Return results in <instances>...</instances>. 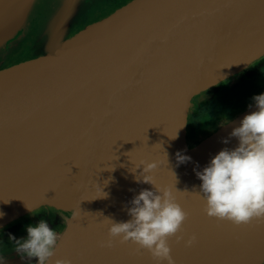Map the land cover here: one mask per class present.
I'll use <instances>...</instances> for the list:
<instances>
[{
    "label": "water",
    "instance_id": "obj_1",
    "mask_svg": "<svg viewBox=\"0 0 264 264\" xmlns=\"http://www.w3.org/2000/svg\"><path fill=\"white\" fill-rule=\"evenodd\" d=\"M38 4L0 0L1 49L27 29ZM71 18L68 5L60 7L41 53L0 69L5 242L27 238L22 219H44L60 237L47 264H167L131 240L101 246L109 239L106 217L130 220L133 197L154 190L137 180L143 166L135 165L159 161L150 175L188 214L183 239L168 241L175 264H256L264 219L236 225L206 215L196 173L238 146L230 133L257 107L199 140L195 125L212 89L264 56V0H131L73 34ZM177 152L191 159L178 163ZM57 210L66 212L62 221ZM4 243L0 264H37Z\"/></svg>",
    "mask_w": 264,
    "mask_h": 264
},
{
    "label": "clouds",
    "instance_id": "obj_2",
    "mask_svg": "<svg viewBox=\"0 0 264 264\" xmlns=\"http://www.w3.org/2000/svg\"><path fill=\"white\" fill-rule=\"evenodd\" d=\"M252 100L257 110L246 114L240 125L230 133L238 138V146L220 150L202 171L196 173L202 181L200 191L196 193H202L206 215L236 225L264 219V93L254 95ZM224 142L227 143V140ZM176 157L178 163L191 159L180 152H177ZM158 165L159 161L146 163L143 160L135 165V171L143 166L137 180L142 177V182L153 185L154 190L142 189L133 197V206L128 209L130 220L116 222L106 217L109 239L102 242L101 246L111 247L113 238L119 237L121 243L131 240L139 249H146L157 261L166 260L167 264H175L168 241L173 236L177 241L183 239L178 233L183 232L188 214L169 188L155 184L150 173ZM26 227L27 238L10 237L16 245V251L29 258H38L37 264H47L54 255L60 237L44 219ZM195 240L196 236H191L186 245L191 246ZM54 264L72 262L57 259Z\"/></svg>",
    "mask_w": 264,
    "mask_h": 264
},
{
    "label": "rangeland",
    "instance_id": "obj_3",
    "mask_svg": "<svg viewBox=\"0 0 264 264\" xmlns=\"http://www.w3.org/2000/svg\"><path fill=\"white\" fill-rule=\"evenodd\" d=\"M57 10H59L58 7L47 10V20H43L41 25L38 26V29L35 32V39L31 37V40L27 42L28 45L26 43L22 44V37H19L18 40L16 37L2 49L0 48V69L27 59H31L41 53L44 29L47 26L46 24L49 19L56 13ZM36 11H34L33 14L31 13L28 23L33 18ZM76 13L77 11L75 14ZM71 20L70 24L72 23V25L77 24L80 21L79 19ZM26 30L27 29L24 31ZM24 39H29V37L25 36ZM12 46L15 48L13 50L10 49V51L9 48ZM257 66L258 64H255L254 66L251 64L247 69L243 70V72L241 71L240 73L225 79L219 83L217 87L212 89L211 95L215 94L217 91L216 94L210 98L209 101L201 103L200 106V122L198 128L199 136H203L205 132V135L212 132L220 124L226 122L245 109L248 105L252 104V97L254 95L264 93V71H257L259 68ZM254 71H257L258 73L256 75H252ZM260 83H262V85L259 87L258 84ZM207 99H209V97H207L206 100ZM221 100H223V102H220ZM57 214L66 215V212L57 210ZM21 223L24 224L25 227L28 226V221L26 219H22ZM5 230L6 229L3 228L0 231V245L6 240L3 238ZM6 251H9V248H7ZM0 252H2L1 248Z\"/></svg>",
    "mask_w": 264,
    "mask_h": 264
},
{
    "label": "flooded vegetation",
    "instance_id": "obj_4",
    "mask_svg": "<svg viewBox=\"0 0 264 264\" xmlns=\"http://www.w3.org/2000/svg\"><path fill=\"white\" fill-rule=\"evenodd\" d=\"M129 1H131V0H39L38 7L36 9L37 11L35 10L36 12L34 13L33 18L28 23L27 30L21 32L17 36V40L19 39V37H22L23 38L22 44L23 43L27 44V42L29 40H31V37H33V39H35V35H36L35 32L37 31L38 26L41 25L43 20H45V21L47 20V10L48 9H54L55 7L60 8V7H64V6L68 5V9H69L70 13L72 14L71 19H73V20L79 19L80 20L77 24L72 25V23H71V25H70L71 26V33L73 34L77 30L82 28L83 26H85L89 23H92L94 21H97L103 17L108 16L109 14L114 12L119 7L125 5ZM76 11H77V13L75 14ZM34 29H35V31H34ZM25 36H28L29 39H24ZM14 48L15 47L12 46L11 48H9V50L10 49L13 50ZM255 64H258L257 67H259L257 69V71H260V70L264 71V56H262L260 59L255 61L252 64V66H254ZM257 71H254V73L252 75H256L258 73ZM258 85L260 87L262 85V83H260ZM216 92H215V94H216ZM215 94L211 95L209 97V99H207L203 102L209 101L210 98H212ZM209 95H210V93H209ZM205 134H206V132H205ZM205 134L203 136H205ZM195 136H196L197 140H199L200 138L203 137V136H199L196 134H195ZM50 213L51 212L48 211V209H43L42 217L45 216V219H47V216H49ZM65 216L66 215H64V214H57V218L59 220H63L65 218ZM15 234L17 235V232ZM4 244H6L9 247H12L14 242H12V240H8Z\"/></svg>",
    "mask_w": 264,
    "mask_h": 264
},
{
    "label": "bare ground",
    "instance_id": "obj_5",
    "mask_svg": "<svg viewBox=\"0 0 264 264\" xmlns=\"http://www.w3.org/2000/svg\"><path fill=\"white\" fill-rule=\"evenodd\" d=\"M62 221V220H61ZM56 233H58V230H56L55 231ZM34 259V262L35 263H37V259L38 258H36V257H33ZM256 264H264V254L260 257V258H258L257 260H256Z\"/></svg>",
    "mask_w": 264,
    "mask_h": 264
},
{
    "label": "trees",
    "instance_id": "obj_6",
    "mask_svg": "<svg viewBox=\"0 0 264 264\" xmlns=\"http://www.w3.org/2000/svg\"><path fill=\"white\" fill-rule=\"evenodd\" d=\"M220 102H223V100H221ZM199 112H200V111H199ZM199 117H200V116H199V113H198V115H197V119H196V125H195V134H196V135L199 134V133H198V130H199V129H198V128H199V122H200V121H199Z\"/></svg>",
    "mask_w": 264,
    "mask_h": 264
}]
</instances>
